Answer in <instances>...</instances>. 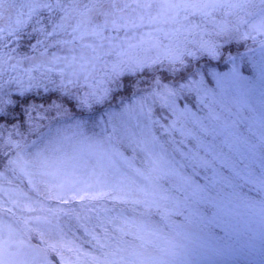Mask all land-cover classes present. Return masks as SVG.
Here are the masks:
<instances>
[{
    "label": "rangeland",
    "instance_id": "1",
    "mask_svg": "<svg viewBox=\"0 0 264 264\" xmlns=\"http://www.w3.org/2000/svg\"><path fill=\"white\" fill-rule=\"evenodd\" d=\"M31 20L32 53L0 51V109L14 95L55 88L89 111L125 76L183 78L151 79L133 101L99 115L96 130L55 103L25 127L1 130L9 152L0 164V264H243L240 249L199 224L170 226L178 207L166 205L169 187L201 188L170 163L153 112L168 109L175 118L164 132L183 139L197 123L227 142L264 145L240 56L221 55L229 43L264 51V0H0V41ZM220 56L221 70L201 62ZM180 91L195 94L196 111L177 105ZM183 116L189 124L178 127ZM216 202L233 232L256 237L252 212Z\"/></svg>",
    "mask_w": 264,
    "mask_h": 264
},
{
    "label": "trees",
    "instance_id": "2",
    "mask_svg": "<svg viewBox=\"0 0 264 264\" xmlns=\"http://www.w3.org/2000/svg\"><path fill=\"white\" fill-rule=\"evenodd\" d=\"M34 23V20H31L27 27L17 31L13 37L0 41V51L32 53V45L35 42V32L32 30ZM247 43L225 44L221 55L222 57L240 56L241 71L247 76L251 86L250 99L253 110L264 125V51L255 49V43ZM222 60L220 56L216 63L210 58L202 59L201 62L221 70L226 66L221 64ZM191 72L192 68L189 71L190 75H192ZM182 78L183 74L170 76L164 71L156 70L145 71L133 77L125 76L119 87L111 94L109 101L89 111L80 109L74 100L55 88L49 91L39 89L20 93L13 96L12 103L0 109V117H2L0 132L5 128L7 130L10 127H25L29 124L31 115L38 109H45L54 103L67 109L69 119L80 120L86 128L91 127V130H96V119L99 115H104V112L108 110L117 109L118 105L133 101L144 88L141 86L147 85L145 83H149L151 79H163V82L170 81L176 84ZM176 98L177 105L181 109L197 110L193 92L180 91ZM155 110L153 112L156 125L154 135L166 152L167 158L176 169L192 174L201 188L200 192L182 193L178 187H169L168 181L155 176L161 186H168L169 191L173 193L168 195L167 207L172 210L178 207L173 215H169L172 222L170 226L179 221L189 222L194 226L199 224L200 228L211 233L218 243L230 244L231 247L240 249L243 252L241 260L243 264H264V145L255 147L241 139L227 142L221 138L222 136L213 137L208 134L209 132L201 130L197 123L193 124L188 138L183 139L178 130L167 134L164 128L169 127L175 117L168 109L156 108ZM184 118L183 116L177 120L178 127H187L189 122H186ZM7 152H9V146L4 145L0 136V164H2L3 155ZM217 197L243 206L252 212L257 225L254 239L251 240L250 234L246 235L247 233L242 231L238 230L240 235L233 232L230 228L232 224L223 219L221 205L218 202L215 203ZM33 241L37 243L36 240L33 239Z\"/></svg>",
    "mask_w": 264,
    "mask_h": 264
},
{
    "label": "snow or ice",
    "instance_id": "3",
    "mask_svg": "<svg viewBox=\"0 0 264 264\" xmlns=\"http://www.w3.org/2000/svg\"><path fill=\"white\" fill-rule=\"evenodd\" d=\"M0 119H2V117H0Z\"/></svg>",
    "mask_w": 264,
    "mask_h": 264
}]
</instances>
